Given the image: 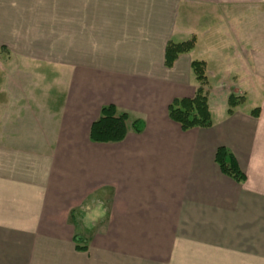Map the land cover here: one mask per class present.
<instances>
[{"label": "crops", "instance_id": "0c3cea01", "mask_svg": "<svg viewBox=\"0 0 264 264\" xmlns=\"http://www.w3.org/2000/svg\"><path fill=\"white\" fill-rule=\"evenodd\" d=\"M247 5L264 0H0V264H264V51L243 56L259 62L231 113L168 115L195 93L192 60H233L223 28ZM107 104L126 136L94 142Z\"/></svg>", "mask_w": 264, "mask_h": 264}, {"label": "trees", "instance_id": "16d2710c", "mask_svg": "<svg viewBox=\"0 0 264 264\" xmlns=\"http://www.w3.org/2000/svg\"><path fill=\"white\" fill-rule=\"evenodd\" d=\"M194 38L183 42H168L165 47V66L170 67L179 54L189 52L194 46ZM191 71L198 86L192 97L175 98L168 105L169 117L177 122L182 130L194 127H209L212 124L211 114L208 104V95L205 86L208 83L205 75V63L203 60H192ZM235 95L230 94L227 98L228 113L233 107L240 103L235 99ZM127 113H116L113 104L101 107L100 115L90 126L89 138L94 142H118L125 138L127 133ZM135 131L142 130L139 120L132 122ZM215 162L221 172L237 182L245 180L244 172L238 166L235 156L225 146L217 147L215 151ZM75 241L78 239L75 237ZM76 249L84 250L85 245H76Z\"/></svg>", "mask_w": 264, "mask_h": 264}, {"label": "rangeland", "instance_id": "374dc122", "mask_svg": "<svg viewBox=\"0 0 264 264\" xmlns=\"http://www.w3.org/2000/svg\"><path fill=\"white\" fill-rule=\"evenodd\" d=\"M238 5L237 7H240L241 4ZM237 10L233 11V28H223V32H225L224 40L229 41V38L233 36V60L228 58L232 54L228 50L230 45H222L224 47V58L217 60L219 64L215 60H210L208 55H204L199 59L205 63V75L208 82L205 90L214 118L228 107L227 98L230 94L235 95V99L240 100V102L245 101L247 92L244 89H251L250 85H252L253 80L249 67L254 68L255 63L259 61L243 56H247V52L251 54L254 51H264V6L259 8L247 5V7L242 6ZM230 23L231 21H229ZM231 29H233V32H231ZM5 52L3 49L0 50V61L5 57L3 55ZM205 61L208 62V65ZM229 62L233 65L232 67H228ZM214 65L218 68L217 72ZM250 99L248 102H251Z\"/></svg>", "mask_w": 264, "mask_h": 264}]
</instances>
